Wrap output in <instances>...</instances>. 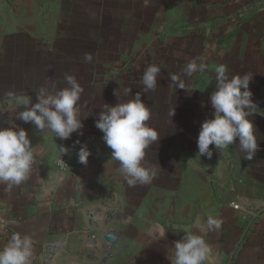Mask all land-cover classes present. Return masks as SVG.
I'll use <instances>...</instances> for the list:
<instances>
[{"label": "crops", "instance_id": "1", "mask_svg": "<svg viewBox=\"0 0 264 264\" xmlns=\"http://www.w3.org/2000/svg\"><path fill=\"white\" fill-rule=\"evenodd\" d=\"M98 48L108 53L92 54ZM192 60L206 70L187 77ZM151 64L162 70L156 90L143 93ZM219 64L229 77L252 75L260 150L251 160L238 138L223 154L210 145L211 158L198 155L201 125L214 118ZM65 74L84 88L82 134L62 140L0 114V127L14 120L27 130L36 160L19 186L0 184V247L19 232L33 238L31 264H171L183 230L210 213L223 221L204 234L214 264H264V0H0V101L12 89L34 104L36 90L64 87ZM172 74L192 90L177 87ZM116 90L121 102L141 92L152 108L160 137L146 150L144 163L157 170L148 185H127L96 127L103 104L120 102ZM85 143L86 165L77 155ZM107 232L118 235L114 244Z\"/></svg>", "mask_w": 264, "mask_h": 264}, {"label": "clouds", "instance_id": "2", "mask_svg": "<svg viewBox=\"0 0 264 264\" xmlns=\"http://www.w3.org/2000/svg\"><path fill=\"white\" fill-rule=\"evenodd\" d=\"M83 59L85 63H92L93 55L85 53ZM161 70L156 64L146 67L142 75L143 93L156 90ZM205 70V64L192 60L184 66L183 74L192 77ZM215 74L216 88L210 96L214 118L206 119L201 125L197 138L198 155L211 158L210 145L223 154L238 138L239 151L244 153V159L251 160L260 150L256 127L250 119L260 109L252 99L249 86L252 75L244 73L229 77L224 64L215 67ZM170 78L180 89L192 90L177 74ZM63 79L66 85L54 92L44 86L36 90L38 102L34 104L29 95L8 90L0 101V114L14 113L17 119L34 124L40 132L53 133L55 138L62 140L69 139L74 132L82 134L79 101L84 88L73 74H65ZM123 91L126 95L131 94V88L126 87ZM115 94L119 98L117 90ZM21 108L23 110L17 111ZM151 116V106L142 99V93L137 92L125 102L103 104L96 120V127L103 133L102 139L112 150L111 159L118 161L119 171L129 187L148 185L157 175L156 168L144 163L146 150L160 137L158 130L150 124ZM8 123L10 126L0 127V184L10 190L29 178L36 160L27 130L18 127L14 120ZM61 151L65 154L68 149L62 146ZM77 155L81 164L88 163L91 150L86 143L81 145ZM222 225V219L210 213L206 220L197 216L193 225L183 230L185 235L175 241L174 254L169 256L171 264H205L206 261L214 264L213 249L204 234L218 231ZM33 255V238L16 232L0 247V264H31Z\"/></svg>", "mask_w": 264, "mask_h": 264}, {"label": "rangeland", "instance_id": "3", "mask_svg": "<svg viewBox=\"0 0 264 264\" xmlns=\"http://www.w3.org/2000/svg\"><path fill=\"white\" fill-rule=\"evenodd\" d=\"M36 3H37V1H35ZM42 2H47V0H42ZM46 14H47V12H46ZM12 15H13V13H12ZM53 22H55V20H53ZM10 29V28H9ZM37 30L40 32V34H41V36H42V33H43V30H44V28L42 27V26H38L37 27ZM55 30H56V27H53V33H51V35H52V39L54 40V38H55ZM47 33V32H46ZM90 47V48H89ZM89 47H88V50L87 51H92V49H93V47L92 46H90V44H89ZM86 51V52H87ZM94 51V50H93ZM98 51H101L100 53L98 52ZM104 51V52H103ZM107 54L108 53V50L107 49H102V48H98L97 50H95L92 54Z\"/></svg>", "mask_w": 264, "mask_h": 264}, {"label": "water", "instance_id": "4", "mask_svg": "<svg viewBox=\"0 0 264 264\" xmlns=\"http://www.w3.org/2000/svg\"><path fill=\"white\" fill-rule=\"evenodd\" d=\"M118 239V235L112 233V232H107L105 234V240L111 244H114Z\"/></svg>", "mask_w": 264, "mask_h": 264}, {"label": "built area", "instance_id": "5", "mask_svg": "<svg viewBox=\"0 0 264 264\" xmlns=\"http://www.w3.org/2000/svg\"><path fill=\"white\" fill-rule=\"evenodd\" d=\"M57 164H58L59 166H63V167H65V166L68 165L67 162H64V161H61V160H59V161L57 162Z\"/></svg>", "mask_w": 264, "mask_h": 264}]
</instances>
